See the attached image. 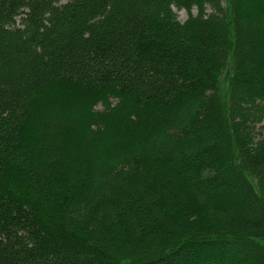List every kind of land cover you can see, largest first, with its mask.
I'll return each mask as SVG.
<instances>
[{
    "label": "trees",
    "instance_id": "trees-1",
    "mask_svg": "<svg viewBox=\"0 0 264 264\" xmlns=\"http://www.w3.org/2000/svg\"><path fill=\"white\" fill-rule=\"evenodd\" d=\"M0 264H264V0H0Z\"/></svg>",
    "mask_w": 264,
    "mask_h": 264
},
{
    "label": "rangeland",
    "instance_id": "rangeland-1",
    "mask_svg": "<svg viewBox=\"0 0 264 264\" xmlns=\"http://www.w3.org/2000/svg\"><path fill=\"white\" fill-rule=\"evenodd\" d=\"M174 10L176 11L178 18L180 20H184L187 17V12L184 9H176L174 7ZM195 9L193 10V13H195ZM97 108H101V105H98Z\"/></svg>",
    "mask_w": 264,
    "mask_h": 264
}]
</instances>
